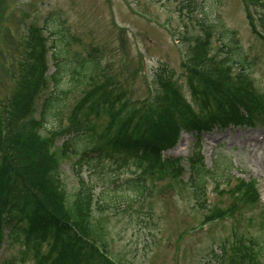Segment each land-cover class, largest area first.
Returning a JSON list of instances; mask_svg holds the SVG:
<instances>
[{
    "label": "rangeland",
    "instance_id": "374dc122",
    "mask_svg": "<svg viewBox=\"0 0 264 264\" xmlns=\"http://www.w3.org/2000/svg\"><path fill=\"white\" fill-rule=\"evenodd\" d=\"M244 1L194 0L183 8L184 0H0V97L15 88L13 75L21 81L28 74L34 53L28 35L38 25L50 31L46 42L54 50L46 55L47 85L36 104L54 89L51 73L57 68L63 73L56 85L64 96V105L47 117L48 129L65 124L74 107L81 118L96 122L105 119L87 108L88 101L79 103L84 91L101 81L100 70L93 77L91 71L83 70L90 74L79 84L74 83L73 59L96 60L97 68L108 64L106 72L111 73L108 77H112V86L125 90L133 106L143 104L149 109H157V98L153 99L151 92L155 89L157 96L161 93L154 73L163 65L173 72V81L181 85L187 100L199 107L189 92L191 84L200 82L192 75L191 57L195 41L206 37L203 23L213 24L218 34L231 31L228 40L239 47L248 67L243 82L254 92L264 94V43L250 29ZM220 39L228 43L224 35L210 37L211 54L219 55ZM231 74H237L236 67ZM230 80L231 84L237 83L235 76ZM107 106L117 107L105 103L100 107ZM165 107L171 104L166 103ZM259 117L253 125L244 121L240 125L214 127L199 138L205 164L217 160V165L230 169L229 184H225L224 177L218 180L219 184L209 178L204 195L197 200L192 197L188 162L195 136L182 133L178 144L162 153L163 158L180 161L178 173L165 165L147 175L143 197L128 195L100 212L93 206L89 224L99 249L105 250L113 264H210L214 263L210 259L220 256L222 246H228L225 253L231 255V246L241 239L264 264V123ZM53 145L56 150L57 144ZM57 157L62 163L65 194L72 195L76 178L69 173L63 158ZM129 169L122 164L119 176L128 177ZM83 175L88 177L86 172ZM234 177L252 179L260 192L256 203L243 204L233 196ZM226 209L232 211L225 219L206 220L207 215L212 217ZM68 212L73 214V207L68 206ZM22 248L19 242L8 244L2 251V260L22 261ZM33 255L27 252L22 262L35 261ZM97 264L106 263L97 258Z\"/></svg>",
    "mask_w": 264,
    "mask_h": 264
},
{
    "label": "trees",
    "instance_id": "16d2710c",
    "mask_svg": "<svg viewBox=\"0 0 264 264\" xmlns=\"http://www.w3.org/2000/svg\"><path fill=\"white\" fill-rule=\"evenodd\" d=\"M191 1L194 0H184L183 8L190 6ZM247 1L250 7L254 6L250 12L246 7L248 24L264 43V0ZM203 24L206 37L195 41L191 57L192 75L200 82L191 84L189 92L191 98L199 102V107L187 100L181 85L173 81V72L163 65L155 71L161 90L155 102L157 109H149L143 104L133 106L129 97L126 98L125 90L112 86V77H108L111 73L106 72L108 64L97 68L99 63L96 60L76 59L73 63L77 65L72 64L76 71L74 83L79 84L90 74L83 70L91 71L92 77L97 69L100 70L101 81L84 91L79 103L88 101L87 108L102 114L105 119L96 122L81 118L74 107L65 124L49 131L48 137H41L38 130L44 128L50 114L62 110L64 96L54 88L53 93L43 99L39 118L31 117L33 102L46 81L41 78L44 40L37 29L30 31L33 63H28V74L21 81L13 75L15 88L0 97V247L2 243L7 247L8 244L21 243L23 251L19 255L22 261L25 262L23 256L27 252L34 254L35 261L29 264H97V258L113 264L102 254L105 250L100 251L91 237L94 235L88 218L92 205L96 203L98 209L104 211L118 199L124 201L128 195L139 199L147 190L149 173L163 169L165 165L172 170L178 168L172 162L161 161L160 155L161 151L176 143L181 129L200 134L213 126L239 123L246 112L245 121H252L253 115L259 111L257 106L264 102V94L254 92L243 82L248 67L239 47L228 40L231 31L219 33L228 43H223V51L217 57L209 52V39L217 31L213 24ZM59 64L62 66L64 60L61 59ZM234 66H238L237 74H231ZM61 70L56 71L58 81L63 75ZM231 76H235L237 83L231 84ZM230 84L232 86H227ZM101 103L117 107H100ZM166 103L171 107H165ZM55 138L60 139L56 150L53 149ZM197 151L190 179L195 200L204 195L209 178L216 184L223 177L226 178L225 184L231 182L229 169L217 165V160L211 168H205ZM58 155L73 160L72 170L79 180V189L72 202L73 214L68 212L59 178ZM122 164L130 168L126 179H118ZM83 166L90 170L95 180L84 182L79 177ZM95 187L100 188L96 198ZM231 193L243 204L256 203L258 199L253 182L244 179H236ZM224 211L212 217L207 215L206 220L221 216ZM44 248L46 252L43 253ZM231 249H234L233 253L227 255L228 246H222L220 256L210 259L214 261L210 264H261L257 254H251L241 239ZM22 261L9 258L2 264H24Z\"/></svg>",
    "mask_w": 264,
    "mask_h": 264
},
{
    "label": "bare ground",
    "instance_id": "6f19581e",
    "mask_svg": "<svg viewBox=\"0 0 264 264\" xmlns=\"http://www.w3.org/2000/svg\"><path fill=\"white\" fill-rule=\"evenodd\" d=\"M254 139H258V136L257 135H253ZM264 138V137H263Z\"/></svg>",
    "mask_w": 264,
    "mask_h": 264
}]
</instances>
